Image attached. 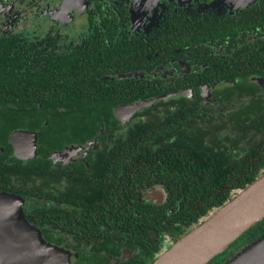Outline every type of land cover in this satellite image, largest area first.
Here are the masks:
<instances>
[{"label": "trees", "instance_id": "trees-1", "mask_svg": "<svg viewBox=\"0 0 264 264\" xmlns=\"http://www.w3.org/2000/svg\"><path fill=\"white\" fill-rule=\"evenodd\" d=\"M256 8L262 18H256L253 10V21L261 22L264 0ZM243 20L249 22L250 18L246 15ZM228 28V25L215 26L206 33L195 26L190 38L213 43L209 41L220 37L222 42L231 38ZM239 34L238 29L235 36ZM126 50L120 72L128 74L127 78L101 79L106 72L96 74L94 68H99L92 61L91 74L96 78L76 81L70 71L66 75L71 78L54 76L51 70L26 72L23 63L17 61L22 58L21 53L0 43L3 121L11 116L7 114L11 107L21 103L34 109L41 103V115L47 119L45 126L41 127L39 120L38 127H33L38 133L39 157L28 161V171L20 161H9L17 180L22 183L30 180L29 192L22 194L10 187V181L5 182L6 170L0 172V192L23 197L24 214L34 226L50 224L65 234L87 235V241H97L104 232L102 237L108 239L102 242L99 252L108 250L110 244L118 249L125 245L134 254L118 264H151L178 237L190 232L264 173V107L256 104L251 110L243 104L230 113L212 115L199 99L187 102L180 97L158 102L146 110L149 116L145 120L120 127L112 118L115 104L150 99L171 89L165 80L131 76L134 70L143 69L138 63L147 61V57ZM236 54L234 64L208 54L198 56L204 57L201 62L213 60V66L205 69L208 80L232 79L237 81V87L245 85L255 92L258 86L250 84L248 77L264 78V39L254 46L242 47ZM107 74L116 75L112 70ZM165 104L173 105L174 109L163 114L157 112ZM19 125H24L22 117L12 127ZM101 129L104 136L98 134ZM8 131L6 128L0 131L3 133L0 138H5ZM106 134H111L114 140L109 149L99 150L89 160V172L84 171V184H80L86 186L83 195L72 191L74 185L55 193L56 171L47 158L50 153L66 145H84L96 137L105 139ZM154 187L165 194L162 207L143 200L144 192ZM37 199L42 203L35 205ZM78 202L84 206L75 204ZM171 207L174 211H170ZM29 213H34V218ZM263 236L264 219L208 264L226 263ZM49 242L60 246L57 241ZM102 259L95 255L94 264H106L108 257Z\"/></svg>", "mask_w": 264, "mask_h": 264}, {"label": "flooded vegetation", "instance_id": "flooded-vegetation-1", "mask_svg": "<svg viewBox=\"0 0 264 264\" xmlns=\"http://www.w3.org/2000/svg\"><path fill=\"white\" fill-rule=\"evenodd\" d=\"M262 3L263 0H0V43L4 42L21 53L22 58L17 61L23 63L26 72L51 70L54 76L71 78L66 75L70 71L76 81L96 78L91 74L92 61L99 68L93 67L96 74L106 72L101 79L127 78L128 74L120 72L125 51L128 53L126 49L141 56L146 55L147 61L138 63L143 69L129 74L150 81H168L171 89L166 94L150 99L115 104L111 109L112 118L118 121L120 127L145 120L149 116L146 110L154 108L158 102L165 103L180 97L187 102L199 99L212 115L227 114L243 104L251 110L256 104L264 107V78L258 75L248 77L250 84L258 86L255 92L248 90L245 85L237 87V81L232 79L208 80L205 69L213 66V60L201 61L208 54L222 61L231 60V64H234L239 49L254 46L256 41L264 39V20L254 22L255 13L251 12L256 11V18H262L256 8ZM246 15L250 18L249 22L243 20ZM226 25L229 26V40L220 42L218 37L209 41L213 43H207L190 38V34L195 33V26L210 33L213 27ZM253 26L257 29L253 30ZM238 29L241 34L235 36ZM111 70L116 75L107 74ZM153 99L158 100L140 106L129 117L126 116L127 112H120ZM41 107V103H37V109L28 104H17L11 107L7 113L11 116L4 121L0 107V131L5 128L9 130L5 138H0V172L6 170L5 182L10 181V187L22 194L29 192L30 180L26 183L17 180L9 161H20L21 166L28 171V161L39 157L38 133L33 127H38L39 120L41 127L47 124L46 117L41 115ZM157 109L163 114L174 107L165 104ZM20 117L24 125L12 127ZM33 134L36 135L35 140ZM98 134L104 136L105 133L101 129ZM112 140L113 136L106 134L102 140L96 137L84 145H66L61 150H53L47 158L52 161L56 171L54 192H62L74 185L72 191L83 195L86 186L80 184H84V171L89 172V160L99 150L105 147L109 149ZM33 142L36 148L35 154L31 156ZM4 163L9 167L5 168ZM67 180H71V183ZM20 198L23 200L24 213L25 201L23 197ZM143 200L151 206L162 207L165 194L161 188L154 187L144 192ZM41 203L37 199L35 205ZM75 204L84 206L83 202ZM170 211H174V208L171 207ZM29 214L34 218V213ZM24 217L28 220L25 214ZM34 227L46 243L69 254V264H94L95 255L101 260L107 256L106 264H118L134 254L125 245L118 249L111 244L108 250L99 252L102 242L108 239L102 237L105 234L102 228L103 234L97 241H87V235L65 234L59 227L50 224ZM49 241H57L60 246ZM116 242L120 244V241Z\"/></svg>", "mask_w": 264, "mask_h": 264}, {"label": "water", "instance_id": "water-1", "mask_svg": "<svg viewBox=\"0 0 264 264\" xmlns=\"http://www.w3.org/2000/svg\"><path fill=\"white\" fill-rule=\"evenodd\" d=\"M156 100L128 107L126 116ZM32 137L36 139L35 134ZM35 148L33 142L31 156ZM22 203L19 196L0 192V264H69V254L46 243L39 230L27 222ZM263 219L264 173L190 232L178 237L151 264H208ZM224 264H264V236Z\"/></svg>", "mask_w": 264, "mask_h": 264}, {"label": "bare ground", "instance_id": "bare-ground-1", "mask_svg": "<svg viewBox=\"0 0 264 264\" xmlns=\"http://www.w3.org/2000/svg\"><path fill=\"white\" fill-rule=\"evenodd\" d=\"M124 110H125V109H123V110H122V111H120V112H127V110H126V111H124ZM120 112H119V113H120Z\"/></svg>", "mask_w": 264, "mask_h": 264}, {"label": "rangeland", "instance_id": "rangeland-1", "mask_svg": "<svg viewBox=\"0 0 264 264\" xmlns=\"http://www.w3.org/2000/svg\"><path fill=\"white\" fill-rule=\"evenodd\" d=\"M241 250H242V249H241ZM241 250H240V251H241ZM240 251H239V252H240ZM239 252H237V253H239Z\"/></svg>", "mask_w": 264, "mask_h": 264}]
</instances>
